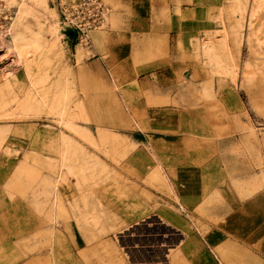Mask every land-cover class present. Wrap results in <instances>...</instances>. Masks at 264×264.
<instances>
[{
	"label": "rangeland",
	"instance_id": "rangeland-1",
	"mask_svg": "<svg viewBox=\"0 0 264 264\" xmlns=\"http://www.w3.org/2000/svg\"><path fill=\"white\" fill-rule=\"evenodd\" d=\"M5 1L0 264H264V0Z\"/></svg>",
	"mask_w": 264,
	"mask_h": 264
},
{
	"label": "built area",
	"instance_id": "built-area-1",
	"mask_svg": "<svg viewBox=\"0 0 264 264\" xmlns=\"http://www.w3.org/2000/svg\"><path fill=\"white\" fill-rule=\"evenodd\" d=\"M59 1L63 15L62 30L65 33V28H69L75 32L79 44H88L92 30L107 26L110 10L102 0H78L72 4ZM12 14V8L5 0H0V42L11 33Z\"/></svg>",
	"mask_w": 264,
	"mask_h": 264
},
{
	"label": "crops",
	"instance_id": "crops-1",
	"mask_svg": "<svg viewBox=\"0 0 264 264\" xmlns=\"http://www.w3.org/2000/svg\"><path fill=\"white\" fill-rule=\"evenodd\" d=\"M62 1V0H61ZM78 0H75V2ZM103 1V0H102ZM113 4L120 5L123 0H110ZM128 3L131 4V8L138 9V10H144L146 12H153V11H160V12H170V15L173 17H183L185 12H188L187 14L196 16V0H128ZM72 4V3H71ZM61 7V4L58 5ZM172 13V14H171ZM151 16H149L150 18ZM145 19H148L145 18ZM147 21V20H146ZM135 25L140 26H147L148 24H142L141 21L135 22ZM188 25L193 26L196 25V23H189ZM193 41V39H192ZM198 178V174H196V179ZM202 194H197L196 191V202L201 201ZM260 199V198H258ZM255 201L252 200L250 204H248L246 210H252L253 205ZM210 264H213L211 261H209ZM215 264V263H214Z\"/></svg>",
	"mask_w": 264,
	"mask_h": 264
},
{
	"label": "trees",
	"instance_id": "trees-1",
	"mask_svg": "<svg viewBox=\"0 0 264 264\" xmlns=\"http://www.w3.org/2000/svg\"><path fill=\"white\" fill-rule=\"evenodd\" d=\"M66 35L68 36V38H71V39H69V41L75 42V40H76L75 32H74V34H72V32H68V33H66Z\"/></svg>",
	"mask_w": 264,
	"mask_h": 264
},
{
	"label": "water",
	"instance_id": "water-1",
	"mask_svg": "<svg viewBox=\"0 0 264 264\" xmlns=\"http://www.w3.org/2000/svg\"><path fill=\"white\" fill-rule=\"evenodd\" d=\"M68 32H72V34H74V32L71 29L65 28V33H68ZM69 39H71V38H69Z\"/></svg>",
	"mask_w": 264,
	"mask_h": 264
}]
</instances>
